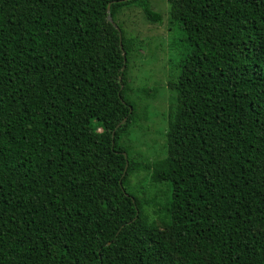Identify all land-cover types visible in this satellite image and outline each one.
Listing matches in <instances>:
<instances>
[{
  "label": "trees",
  "instance_id": "16d2710c",
  "mask_svg": "<svg viewBox=\"0 0 264 264\" xmlns=\"http://www.w3.org/2000/svg\"><path fill=\"white\" fill-rule=\"evenodd\" d=\"M167 3L0 0V264H264V0ZM130 7L178 57L152 162L122 143L153 96L128 82Z\"/></svg>",
  "mask_w": 264,
  "mask_h": 264
},
{
  "label": "rangeland",
  "instance_id": "374dc122",
  "mask_svg": "<svg viewBox=\"0 0 264 264\" xmlns=\"http://www.w3.org/2000/svg\"><path fill=\"white\" fill-rule=\"evenodd\" d=\"M152 8L167 18V0H150ZM127 34L135 38V50L131 54L128 82L138 91L144 90L152 98L140 93H131L136 102L140 127H134L124 137L122 143L131 149L135 161L149 162L165 157V133L168 124L169 105L172 93L166 87L169 72L178 60L171 45V33L163 26L148 24L142 13L133 7L124 9L118 16ZM132 190L140 198L147 200L143 206L145 214L162 229L158 218L159 203L163 202L166 187L154 184L149 174L142 170L130 177Z\"/></svg>",
  "mask_w": 264,
  "mask_h": 264
},
{
  "label": "water",
  "instance_id": "95a60500",
  "mask_svg": "<svg viewBox=\"0 0 264 264\" xmlns=\"http://www.w3.org/2000/svg\"><path fill=\"white\" fill-rule=\"evenodd\" d=\"M123 1H126V0H123ZM109 6L107 7V20L109 21V22H111L112 23V20H111V18H110V16H109ZM114 25V27L117 29V31H119V29L117 28V26H116V24H113ZM121 37H120V35H119V42H120V48H121V51H122V46H121V39H120ZM122 56H123V62L125 63V61H126V59H125V56H124V52L122 51ZM122 71L124 70V66L122 67V69H121ZM125 122V120H123L122 121V123H124Z\"/></svg>",
  "mask_w": 264,
  "mask_h": 264
}]
</instances>
